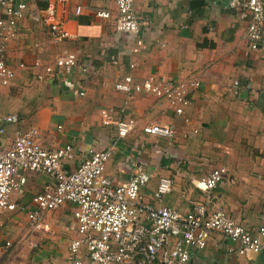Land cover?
Wrapping results in <instances>:
<instances>
[{
  "label": "crops",
  "instance_id": "crops-1",
  "mask_svg": "<svg viewBox=\"0 0 264 264\" xmlns=\"http://www.w3.org/2000/svg\"><path fill=\"white\" fill-rule=\"evenodd\" d=\"M45 4H31L16 23L19 36L6 45L7 62L16 74L10 86L0 89V119L15 115L16 120L0 123V143L9 146L16 130L35 127L43 148L71 146L66 171L75 169L90 149L110 148L107 176L123 182L138 165L153 174L147 191L155 189L159 178L171 177L170 193L160 201L149 195L147 200L181 213L191 208L190 201H203L195 180L225 166L226 176L212 191L207 209H221L244 228H257L264 208V29L258 48L251 49L239 0H135L136 16L144 22L139 36L146 45L137 53L133 37L115 30L113 0H55L57 17L70 35L61 41L30 19L29 11ZM76 6L81 7L78 15ZM98 9L108 10L110 17L96 16ZM0 17H5L1 8ZM63 50L76 54L69 75H45L34 65L53 63ZM20 62L24 68L16 66ZM40 73L42 79L36 76ZM128 74L133 83L151 74L200 83L183 112L175 114L153 94L117 90L116 81ZM73 89L84 94L75 95ZM102 108L112 109L114 117L124 113L133 118L134 129L117 139L115 127L99 120ZM148 123H173L175 136L148 137L141 131ZM50 182L47 175L21 171L10 197L15 209L0 215V264H69L67 246L77 236L72 205L64 202L44 212L47 231L34 229L27 220L32 197ZM187 264H264V252L241 255L225 235L212 232Z\"/></svg>",
  "mask_w": 264,
  "mask_h": 264
},
{
  "label": "built area",
  "instance_id": "built-area-1",
  "mask_svg": "<svg viewBox=\"0 0 264 264\" xmlns=\"http://www.w3.org/2000/svg\"><path fill=\"white\" fill-rule=\"evenodd\" d=\"M36 0H0L5 17H0V89L11 85L16 69L7 62L6 45L19 36L17 22ZM63 1V0H57ZM135 0H113L117 9L115 30L133 37L132 51L137 53L146 48L139 36L144 22L134 11ZM241 16L247 18L244 38L251 49H257L264 29V0H239ZM80 6L74 9L75 14ZM33 23L47 28L52 39L61 41L69 38L57 17L55 0H46L42 8L29 11ZM96 16L109 18L110 12L98 9ZM116 63V59H112ZM76 54L63 50L53 63L42 67L45 75L59 77V72L69 75L76 67ZM24 68V63H18ZM131 68L135 67L130 63ZM38 79L44 76L36 75ZM131 75L116 81L115 88L127 93L153 94L166 101L175 114H181L190 102L189 94L199 85L198 79L176 81L155 74L133 83ZM82 96V91L73 89ZM121 112L123 109L121 108ZM124 114V113H123ZM114 117L112 109L100 110L101 123L113 125L117 139L126 137L135 126L129 116ZM15 115H6L0 123L15 121ZM148 137L171 139L175 136L173 123H148L141 128ZM4 132V125L0 133ZM39 132L35 127L26 131L16 130L9 146L0 143V215L15 209L11 194L18 189L21 171H33L51 178L52 182L32 197V208L27 220L34 229L49 230L44 212L61 206L72 205L76 221L77 236L69 240L67 261L69 264H187L194 250L205 248L212 232L225 235L235 244L239 254L246 251L264 252V208L261 222L255 229H246L221 209L209 211L206 203L213 200L212 191L224 180L227 169L217 166L202 173L195 180V187L202 192L203 201H190L191 208L183 213L168 206H154L147 200L160 201L173 189L171 177H161L155 189L147 191L152 173L136 166L130 177L115 183L105 174V166L111 149H90L87 157L73 170H64V162L71 157V146L47 150L38 142ZM32 246V243L29 244ZM83 250V252H82Z\"/></svg>",
  "mask_w": 264,
  "mask_h": 264
}]
</instances>
